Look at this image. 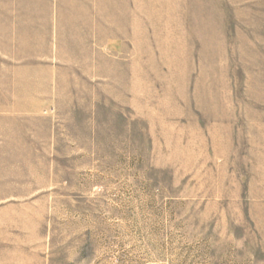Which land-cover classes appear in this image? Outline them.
I'll use <instances>...</instances> for the list:
<instances>
[{
	"label": "rangeland",
	"instance_id": "rangeland-1",
	"mask_svg": "<svg viewBox=\"0 0 264 264\" xmlns=\"http://www.w3.org/2000/svg\"><path fill=\"white\" fill-rule=\"evenodd\" d=\"M0 264H264V0H0Z\"/></svg>",
	"mask_w": 264,
	"mask_h": 264
}]
</instances>
